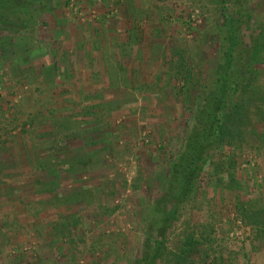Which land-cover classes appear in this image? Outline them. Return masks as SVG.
<instances>
[{"label":"rangeland","instance_id":"374dc122","mask_svg":"<svg viewBox=\"0 0 264 264\" xmlns=\"http://www.w3.org/2000/svg\"><path fill=\"white\" fill-rule=\"evenodd\" d=\"M230 19H242L238 66L253 51L260 59L247 108L253 99L264 107V0H52L32 32L0 26V264H148L154 207L198 106L216 94ZM99 22L107 43L148 49V68L136 73L146 95L127 87L111 102L98 92L107 81L92 77L81 89L80 55L68 52L93 41ZM240 95L229 92L227 104ZM255 106L241 146L208 150L156 264H264V117Z\"/></svg>","mask_w":264,"mask_h":264},{"label":"trees","instance_id":"16d2710c","mask_svg":"<svg viewBox=\"0 0 264 264\" xmlns=\"http://www.w3.org/2000/svg\"><path fill=\"white\" fill-rule=\"evenodd\" d=\"M51 1L0 0V26L8 29L13 28L20 34L32 32L38 27L40 20L48 11ZM241 23L242 19H230L228 22L230 44L223 64L219 65L217 69L216 94L212 93V98L198 106L196 114L191 119L193 127L190 128L184 149L171 168V187L165 190L154 207L160 225L156 233L157 240L153 254L147 257L148 264H156L160 258L163 238L176 220L181 205L189 201L192 194H197L199 179L208 163V150L226 145L240 144L241 146L245 140L246 134L242 125L250 116L251 108L256 105L255 99H253L250 109L247 108L249 103H246L247 90L245 92V89L256 77L254 66L260 62V59L253 51L251 57L247 58L248 61L244 68L238 66L240 62L244 61L240 52H237L238 43L235 41L237 26ZM241 77L247 83H239ZM237 79L239 81L235 83L234 81ZM237 88L241 93L239 99L234 103L233 100L227 104L226 98L229 92L235 93ZM255 109H257L259 118L263 120L264 107L259 105L255 106Z\"/></svg>","mask_w":264,"mask_h":264},{"label":"crops","instance_id":"0c3cea01","mask_svg":"<svg viewBox=\"0 0 264 264\" xmlns=\"http://www.w3.org/2000/svg\"><path fill=\"white\" fill-rule=\"evenodd\" d=\"M126 17V15H124ZM120 23L124 22L130 27L132 26L133 21L131 19L121 18L119 19ZM123 24V23H122ZM99 27L97 31H94L93 35H89V39H92L93 41H88L87 44L83 45L84 49H73L72 51H69L68 54H77L79 53L80 59L78 65V72L75 74L77 75V78L82 79V84L84 87H81V89H85L87 85V80H90L91 77L94 79L95 84H100L103 80L108 83V86L105 88L100 89L99 95L101 97H105V100L108 99L111 100V102L119 100V95H127L126 90L127 87L134 88L138 87V92L142 95H146L148 92H146V86L144 79L140 80L136 77L137 72L145 71L147 67V56L145 54H148L149 51L144 46L135 47L133 45L129 47H125L123 44L119 42H122L121 40H115L112 39L111 41L107 43L106 40V32L103 31V33L100 31L101 22L97 24ZM117 28V27H116ZM106 29V28H105ZM109 29V28H107ZM114 29V28H111ZM129 28H125L124 31L128 30ZM101 30H104L102 28ZM111 32V31H110ZM112 35H117L116 31ZM128 38H132L135 33L128 32ZM124 34L123 36H126ZM133 34V35H132ZM147 34V33H146ZM139 35V34H138ZM123 36H119L122 39ZM119 39V38H118ZM144 35L142 34L139 37V40L143 41ZM106 42V43H105ZM112 44H111V43ZM117 43V44H116ZM79 50V51H78ZM143 51V55L140 57V60L136 57V53ZM71 52V53H70ZM124 59H121V61H118L120 58L118 57V54H123ZM128 54V56H126ZM146 60V61H145ZM137 61V62H136ZM66 68L69 70V72L73 73L72 70H74V67H72L71 64L64 63ZM61 67V66H60ZM66 71V69H64ZM65 75V74H63ZM70 75V74H69ZM69 77V76H68ZM70 78V77H69ZM125 86V87H123ZM122 88L124 90H122ZM144 90L142 91V89ZM92 93V91H89ZM143 92V93H142ZM81 94H86V91H81ZM126 100V99H125ZM120 101V100H119Z\"/></svg>","mask_w":264,"mask_h":264}]
</instances>
